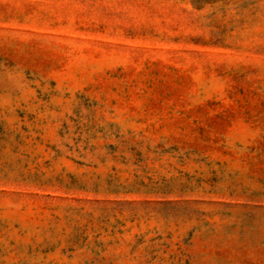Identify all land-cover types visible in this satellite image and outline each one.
<instances>
[{
  "label": "rangeland",
  "instance_id": "374dc122",
  "mask_svg": "<svg viewBox=\"0 0 264 264\" xmlns=\"http://www.w3.org/2000/svg\"><path fill=\"white\" fill-rule=\"evenodd\" d=\"M0 264H264V0H0Z\"/></svg>",
  "mask_w": 264,
  "mask_h": 264
}]
</instances>
